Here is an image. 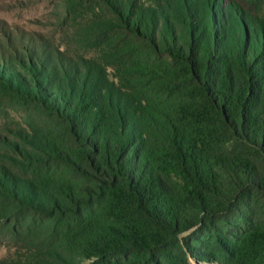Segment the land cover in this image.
<instances>
[{
    "label": "trees",
    "instance_id": "trees-1",
    "mask_svg": "<svg viewBox=\"0 0 264 264\" xmlns=\"http://www.w3.org/2000/svg\"><path fill=\"white\" fill-rule=\"evenodd\" d=\"M101 2L117 90L36 55L0 85L32 108L0 136V264H264V0Z\"/></svg>",
    "mask_w": 264,
    "mask_h": 264
},
{
    "label": "rangeland",
    "instance_id": "rangeland-1",
    "mask_svg": "<svg viewBox=\"0 0 264 264\" xmlns=\"http://www.w3.org/2000/svg\"><path fill=\"white\" fill-rule=\"evenodd\" d=\"M135 1L144 5L152 2ZM190 1L201 4V0ZM221 1L238 5L243 11H240L241 20L251 21L244 13V9L251 8L247 0ZM108 22L115 26L114 29L106 27ZM120 34V23L101 0H0V85L25 87L24 81L32 87L30 69L21 60L28 64L33 59L38 66L36 55L38 60L56 65L64 84L59 63L70 76L78 70L80 80L87 77L83 67L86 65L92 88L113 92L119 87L115 76L118 63L115 42L120 43ZM44 85L49 87L47 82ZM31 112L30 105L16 103L0 86V136L25 130L27 113ZM2 256H6V251L0 248V258ZM191 264L196 263L191 261Z\"/></svg>",
    "mask_w": 264,
    "mask_h": 264
}]
</instances>
